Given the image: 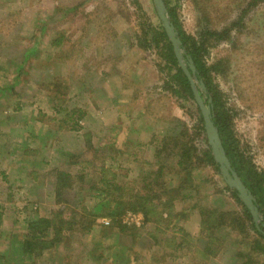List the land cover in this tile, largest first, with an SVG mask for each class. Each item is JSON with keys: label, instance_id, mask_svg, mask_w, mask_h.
I'll return each instance as SVG.
<instances>
[{"label": "rangeland", "instance_id": "rangeland-1", "mask_svg": "<svg viewBox=\"0 0 264 264\" xmlns=\"http://www.w3.org/2000/svg\"><path fill=\"white\" fill-rule=\"evenodd\" d=\"M58 1L0 0V119L10 118L7 123L18 129L28 118L24 128L10 132L12 140L20 139L24 131L51 130L43 144L29 138L37 153L0 155V254L24 238L29 221L42 217L59 222L55 214L62 211L64 220L74 224L67 226L72 233L65 237L64 232L58 245L26 264H241L240 253L254 257L249 245L236 244L242 236L231 227L215 232L214 237L221 239L213 244L217 254L202 253L208 242L198 208L227 214L230 221L237 214L243 216V208L212 167L199 166L189 181L183 179L184 173L178 174L177 154L184 138L165 146L166 135L187 129L196 135L200 151L207 149L196 106L171 89L177 86L155 44L161 20L153 0H64L60 10ZM170 1L191 35L199 32L203 12L217 18L223 28L250 2ZM243 23L232 41L211 49L208 60L229 59L228 70L215 80L235 113L240 140L258 170L264 171V4L252 9ZM60 39L64 41L57 47L54 43ZM32 47L37 52L22 62ZM55 82L64 86L70 109L61 115L49 98ZM9 85L13 90L7 89ZM73 108L85 112L78 131L68 129L64 120ZM61 122L67 128H61ZM64 152L76 158L63 156ZM83 159L92 163L83 174L84 182ZM162 166L164 174L159 173ZM61 170L73 173L78 183L60 188L58 196L55 173ZM148 181L183 188L179 195L174 193L172 207L160 205L166 198L154 201L160 220L144 217L140 210L114 214L112 207L97 208L101 201L116 199L130 204L146 193L141 190ZM108 186L112 191L106 195ZM190 192L193 199L182 197ZM194 206L198 207L192 210ZM242 221L256 238L251 222L245 217ZM256 257L263 261V256Z\"/></svg>", "mask_w": 264, "mask_h": 264}, {"label": "trees", "instance_id": "trees-1", "mask_svg": "<svg viewBox=\"0 0 264 264\" xmlns=\"http://www.w3.org/2000/svg\"><path fill=\"white\" fill-rule=\"evenodd\" d=\"M164 2L168 9V16L170 18V21L174 25L182 42L181 48L184 52L185 61L187 64H189L190 59L194 62V66L196 68V79L198 80L199 84H203L205 86L204 91L198 86L200 94L206 104H208V101L210 99L212 100V121L219 131L223 146L231 162L232 168L237 172L246 187L253 194L254 203L257 206L261 217L260 228H257L250 210L239 197L238 191L236 189L230 188L226 184L225 189L230 192L231 196L242 206L243 216L237 214V216L232 217L233 219L231 220V222L230 220H227V214L215 211L211 212L203 207L198 208L201 216L202 232L206 234L205 238L208 242L205 244V249H203L202 253L204 255L207 254L209 257V254H211V252L217 254L215 251H213L214 249H217L215 247L213 248V244L217 241L219 243L221 239L218 237H214L215 232L217 230L220 231L225 227H231L234 230L237 229L242 236V241H238L236 242V244L249 245L251 248L250 251L256 254L254 257H252L251 255H241L240 253L239 258H241V264H264V171L258 170L256 165L253 163L250 150L248 149L247 145L243 144L240 140L235 129V113L228 106L227 102L225 101L224 95L219 89V84L215 80L217 75H222L224 71L228 70L229 59L219 58V60L214 63H209L208 60L211 49L219 43L232 41L234 33L242 30L240 27H244L243 22L247 14L252 9L258 7L261 4H264V0H250L248 7L243 11V14L223 28L219 27V25L216 24L217 18L213 20L211 16H209L206 12H203V16L198 21L199 27L201 28L196 35L188 34L184 30L183 24L181 23L179 18V13L176 5H173L170 0H164ZM160 23L161 25L155 32L157 36H155L154 38L156 47L161 50V59L165 60V69H167L169 72V76L172 79L171 82H175L177 86V88H174L172 86L171 89L175 94L183 96L185 99L193 102V104L196 106L200 121L199 129L204 134V140L207 145V149L200 151L199 147H197L195 143L194 138L196 137V135H189L187 129H181V131L177 133V135H166L164 139L165 146L170 142V140H173L172 143L178 144V141L184 138L185 141L181 142L179 152L178 154L176 153L179 157V161L177 162V164L178 166H180L179 169H177V172H179L178 174L184 173L183 179L186 178L189 181L191 179L193 171L197 170L199 166L212 167L222 178L220 165L215 161V158L213 156V152L209 144L205 129L204 117L198 103L195 100L190 81L179 65L173 44L165 31L163 23L161 21ZM63 41L64 40L61 39L56 40L54 44L58 47L62 44ZM233 49L237 50V47L234 46ZM36 52V47L27 49L22 62L29 60L30 55H34ZM19 71L22 72V68L19 69ZM13 86L9 85L7 89L9 91L13 90ZM50 90L52 93L51 97H49L50 101L52 102V104H55L52 105L53 110L55 108L56 113H60V115L63 114L65 110H70L67 109L65 105L66 100L64 96L66 95V90L64 86L59 82H55L51 85ZM6 91L7 90L4 88L3 92L6 93ZM21 109L22 108L19 107L18 110ZM84 113L85 112L82 109L78 108H73L69 115L67 113V118L64 120L68 122V129L73 131L81 130V122L83 120ZM23 120L26 122L28 118H24ZM9 121H11V119H9ZM8 125L6 128H8ZM60 125L61 128H67V125L64 123ZM50 131V129L45 131V128L38 129L36 132L30 131L31 134H28V131H24V134H21L20 139H15L17 141L8 138L9 136H11L10 131L6 133L0 132V155L2 156V154H5L7 157L8 155L13 156L17 152L22 155H27L28 153L29 155L37 153L38 151H36L35 149H37L38 147L30 142L29 138L39 140L41 141V144H43V142H46ZM188 137L190 138L188 139ZM186 139H188L190 142L186 141ZM86 141L88 144H91L90 137H88ZM10 147L12 150H9ZM92 147L94 146L92 145ZM62 154L66 157L76 158V156L72 155L70 152H64ZM160 155L161 153L156 151L155 157H159ZM82 164L84 165H82V175L80 176V181L84 182L83 174H85V171L92 163L84 161L83 159ZM163 167L164 166L161 167V171L159 172L160 174H164ZM164 169L169 170L167 166H165ZM1 174L3 175L4 172ZM55 175L58 177L57 184L55 185L57 193L59 192L58 196H60V188H71L73 187L74 183H78V181H76L78 178L71 172L61 170L56 171ZM73 180H75V182H73ZM153 186H158L160 188V191H162L160 195L155 192ZM158 187L155 188L158 189ZM111 191L112 189L109 186L104 189L106 195L110 194ZM141 191H146V193L137 195L136 199H134L133 202H130V204L122 199H116L114 200L115 204H113L114 202L112 200H109V203L106 202L104 204L103 201H101V203H98L97 208L101 209L102 205L107 209L108 207L109 209L112 207L111 210H113L114 214H119L122 210H140L144 214V217L149 218L151 217V215H153L154 217L158 218L159 215L156 211L158 204H155L154 201L166 198V201H160V205H163V208L172 207L174 204L172 201L174 193L178 191L179 195L180 192L183 191V188L174 187L171 184L165 185L164 183H155L154 181H148V183H144ZM95 193L103 197V193L101 191L97 190ZM182 197L186 199H193V195L191 192L190 195L183 194ZM2 207L3 206L0 203V225H2L3 222V213L1 211ZM197 207L198 206H194L192 210L197 209ZM216 213L218 215H216ZM55 215H57L59 222L56 218L49 219L42 217L35 218L29 221L27 234L23 239H21V241L12 242L7 251L0 254V264H26L29 261L32 262L37 259H41L46 250L55 247V245H58V243L62 241L65 235V237H67V234H71L73 230H68L67 226L70 224L74 225L72 220H64L62 211H59ZM230 215L233 216L232 214ZM243 217L251 222H249V228L253 229V231L257 234L256 238H252V235L248 233V227L246 226L245 221H242ZM239 219H241V221ZM161 220H164L163 217ZM233 222H235L237 225H235ZM125 227L121 228L123 232L126 231ZM50 228L53 229V233H49ZM64 232L65 235H63ZM183 233L184 236H188L189 238L188 233H185V231H183ZM250 238H252L251 241L249 240ZM259 255L263 256V261L261 262L256 257Z\"/></svg>", "mask_w": 264, "mask_h": 264}, {"label": "water", "instance_id": "water-1", "mask_svg": "<svg viewBox=\"0 0 264 264\" xmlns=\"http://www.w3.org/2000/svg\"><path fill=\"white\" fill-rule=\"evenodd\" d=\"M153 2L158 16L163 23L165 31L173 44L179 65L190 81L195 100L198 103L203 114L208 141L211 146L215 161L220 165L222 177L230 188L236 189L238 191L239 197L250 210L257 228H260L261 217L259 214V210L254 203V196L246 187L237 172L233 170L231 162L223 146L219 131L212 121V100L210 99L208 101V104H206L200 94L198 86L203 91L205 90V86L203 84H199L198 80L196 79V68L194 66V62L190 59L189 64H187L185 61L184 52L181 48L182 42L174 25L170 21V18L168 16V9L164 0H153Z\"/></svg>", "mask_w": 264, "mask_h": 264}, {"label": "crops", "instance_id": "crops-1", "mask_svg": "<svg viewBox=\"0 0 264 264\" xmlns=\"http://www.w3.org/2000/svg\"><path fill=\"white\" fill-rule=\"evenodd\" d=\"M67 1V0H66ZM64 0H59L58 1V10H60V9H64ZM57 7V6H56ZM118 101V100H117ZM9 119L10 118H8V119H0V130H2V131H0V132H16L17 130H21L22 128H24L25 127V124H24V120L22 121V123L21 124H19L20 126L18 127V129H16V128H14V126H15V124L14 125H8V123H7V121H9ZM15 121V120H14ZM17 123V122H16ZM7 125H8V128H6L7 127ZM24 126V127H23ZM20 127H22V128H20ZM14 130V131H13ZM28 175V174H27ZM30 196H32V195H30Z\"/></svg>", "mask_w": 264, "mask_h": 264}]
</instances>
